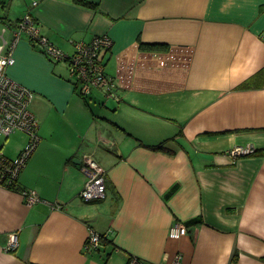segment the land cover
I'll list each match as a JSON object with an SVG mask.
<instances>
[{
    "label": "crops",
    "instance_id": "0c3cea01",
    "mask_svg": "<svg viewBox=\"0 0 264 264\" xmlns=\"http://www.w3.org/2000/svg\"><path fill=\"white\" fill-rule=\"evenodd\" d=\"M85 1L0 0V45L26 13L67 55L106 34L113 83L84 96L66 62L25 34L15 45L7 74L32 90L39 135L17 183L44 201L0 185V264H264V0ZM85 155L104 169L102 200L79 196Z\"/></svg>",
    "mask_w": 264,
    "mask_h": 264
},
{
    "label": "built area",
    "instance_id": "2783aa9c",
    "mask_svg": "<svg viewBox=\"0 0 264 264\" xmlns=\"http://www.w3.org/2000/svg\"><path fill=\"white\" fill-rule=\"evenodd\" d=\"M36 3V1L33 2V4ZM24 34L30 38L33 44L41 46V50L48 57L56 61L66 62L69 74L78 84L82 95L89 94L93 88H109L113 85L112 79L105 73L102 61V52L112 45V40L108 35H96L88 42L76 41L73 44V53L67 55L40 32L32 15L26 13L17 22V29L13 32L11 41L7 44L4 41L0 45V139L2 137L7 138L15 131L23 132L28 136L26 145L20 150L18 156L13 159L6 157L0 145L1 186L16 180L20 170L39 141L38 122L29 108L33 92L7 74V67L14 63L13 49ZM253 152V146L245 145L235 146L227 153L234 160L239 156ZM81 170L86 175V181L79 196L86 201L104 199L106 197V183L102 166L90 155H85L81 161ZM20 194L28 205L37 201H44L39 198L34 190L25 189ZM186 231V226L179 221H175L169 230V236L179 238ZM101 241L102 233L90 228L84 243V251L93 253L99 250ZM17 244V234L13 232L9 236L6 250H15ZM179 258L180 256L177 255L170 264H179ZM127 264H145V262L136 256H130Z\"/></svg>",
    "mask_w": 264,
    "mask_h": 264
},
{
    "label": "rangeland",
    "instance_id": "374dc122",
    "mask_svg": "<svg viewBox=\"0 0 264 264\" xmlns=\"http://www.w3.org/2000/svg\"><path fill=\"white\" fill-rule=\"evenodd\" d=\"M36 46L38 48L41 47L39 45H36ZM51 60L56 64V60L54 59H51ZM60 62H63V61H60ZM27 141H28V136H26L25 133L20 132V131H15L11 133L7 138L2 137L0 139V145L2 146L3 153L6 155V157H8L9 159H13L18 156L20 149L24 148Z\"/></svg>",
    "mask_w": 264,
    "mask_h": 264
},
{
    "label": "trees",
    "instance_id": "16d2710c",
    "mask_svg": "<svg viewBox=\"0 0 264 264\" xmlns=\"http://www.w3.org/2000/svg\"><path fill=\"white\" fill-rule=\"evenodd\" d=\"M75 1L77 3H81V4L87 5V6H92L93 7L95 5L94 3L88 2V1H85V0H75ZM140 46L141 47H154L156 45L141 43ZM244 86H247V83H245ZM152 148H154V149H163L164 148V143H160V144L154 145V146H152ZM254 152H255V150H254ZM5 187H7L9 189H12V190H16L18 192H21V191L25 190V188L18 187L17 178H16V180L11 181V183L5 184ZM198 221H199L198 219L197 220H192V222H198Z\"/></svg>",
    "mask_w": 264,
    "mask_h": 264
},
{
    "label": "water",
    "instance_id": "95a60500",
    "mask_svg": "<svg viewBox=\"0 0 264 264\" xmlns=\"http://www.w3.org/2000/svg\"><path fill=\"white\" fill-rule=\"evenodd\" d=\"M76 162H79V160H77Z\"/></svg>",
    "mask_w": 264,
    "mask_h": 264
}]
</instances>
